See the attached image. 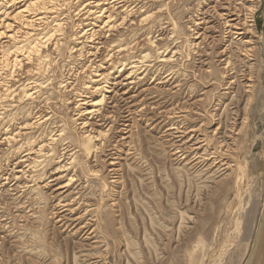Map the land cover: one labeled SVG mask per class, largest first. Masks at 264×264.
I'll return each instance as SVG.
<instances>
[{
	"label": "rangeland",
	"instance_id": "1",
	"mask_svg": "<svg viewBox=\"0 0 264 264\" xmlns=\"http://www.w3.org/2000/svg\"><path fill=\"white\" fill-rule=\"evenodd\" d=\"M93 1L55 2L9 42L41 38L32 61L0 62V264L244 262L227 243L264 201V0H120L91 35ZM102 70L131 75L102 91Z\"/></svg>",
	"mask_w": 264,
	"mask_h": 264
},
{
	"label": "bare ground",
	"instance_id": "2",
	"mask_svg": "<svg viewBox=\"0 0 264 264\" xmlns=\"http://www.w3.org/2000/svg\"><path fill=\"white\" fill-rule=\"evenodd\" d=\"M58 1L59 0H37L35 2H32L30 0H9L10 5H12L13 3H20V5L16 6L11 11L7 9L0 11V36L6 35V38H7L6 39L7 44L0 45V62L5 63V64H10L13 67H17L19 65H23L24 62L29 64V62L32 61L33 56L35 55L34 53L37 51V48L39 44L41 43V38H38L36 43L28 47L24 46L23 48H16L15 46L17 45L13 46L9 42L15 41L17 43H20V41H18L19 33L28 34V32H25L24 30V28H26L25 26L30 25L33 21H38V22L42 21L41 15L52 12L55 8L54 3ZM216 2L218 3L219 0H217ZM92 3H93L92 7L90 6L87 9V14H85V16L89 19L90 25H91V29L87 30L89 34L92 35L94 34L93 32H101V31L104 32L106 30L111 31L112 29H114L115 24L113 20L115 18L112 17L110 8L112 7L113 4L121 3V1L120 0H95ZM87 4H89V2ZM236 16L240 17L238 13ZM31 30H32L31 32H33V33H30L31 35L38 34L35 29H31ZM241 33L243 32H239L238 34H241ZM243 51L245 52V54H249V50L247 49V47L244 48ZM223 52H220V53L222 54ZM137 63H139V61L135 62V65H133L132 67H136L138 65ZM253 66L254 65L252 64L248 67V71H249V75L251 79H252ZM28 67H30V65ZM227 67H229V65L226 63V69ZM130 75L131 74L128 73L126 77H122V75L113 77L111 71L102 70L101 72H98V74L96 75V79L94 80L96 89L102 90V91L108 89V91H111L109 89L113 87L114 83H122L123 82L122 79H124V81L125 80L128 81V79H130ZM100 79H104L106 83L105 84L99 83L98 80ZM113 79L116 80V82L112 84ZM252 87L253 86L251 84L249 89H252ZM250 91L251 90H247L246 92L247 99L249 98L248 96H250V93H249ZM101 101H102L101 99H95V98L84 101L82 103L84 104V109L82 110L83 112L81 113L83 116V119H86L87 117L92 115L94 112L100 111V109L102 108ZM84 124H85L84 126L88 125V123H84ZM5 140H8V138H5ZM87 140L91 141L92 137L88 136ZM87 149H90V148H87ZM251 202L253 204L252 205L253 209L251 208L252 210L249 209L248 203H246L244 207H241L240 210H238L239 213L237 214L238 216L240 215L241 216L235 219L234 226L231 228L232 231L229 230L231 231V233L228 236L229 238L228 241H231V240L232 241L230 243L228 242L229 244L225 241L227 243V246L231 245L232 247V244L237 242L240 239V237H242L241 240H244V241L246 240L251 245L253 236H254V233L257 227V222L261 215V211L263 208L262 206H263L264 201L263 199H261V196L260 197L258 196V197H253ZM234 239L236 240L234 241ZM224 243H223V246H224ZM225 250L223 254L225 253ZM228 256H229V253H228ZM222 260L223 258L221 256L215 261H213L214 263L212 264H220ZM242 263L243 262H239L238 264H242Z\"/></svg>",
	"mask_w": 264,
	"mask_h": 264
},
{
	"label": "crops",
	"instance_id": "3",
	"mask_svg": "<svg viewBox=\"0 0 264 264\" xmlns=\"http://www.w3.org/2000/svg\"><path fill=\"white\" fill-rule=\"evenodd\" d=\"M243 264H264V206L253 236L250 251Z\"/></svg>",
	"mask_w": 264,
	"mask_h": 264
}]
</instances>
